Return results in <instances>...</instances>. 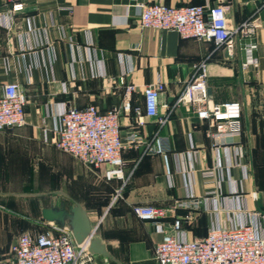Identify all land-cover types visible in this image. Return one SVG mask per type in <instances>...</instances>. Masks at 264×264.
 Listing matches in <instances>:
<instances>
[{"label":"crops","instance_id":"1","mask_svg":"<svg viewBox=\"0 0 264 264\" xmlns=\"http://www.w3.org/2000/svg\"><path fill=\"white\" fill-rule=\"evenodd\" d=\"M19 2L22 9L12 11ZM155 2L223 4L230 27L258 11L259 25L252 35H234L229 54L213 41L141 27L131 0H0V96L4 84L17 82L27 97L25 124L0 131L2 264L21 232L49 227L41 209L61 200L83 206L94 235L122 264H158L155 246L176 219L186 240L242 224L264 237V0H138ZM249 44L256 65L242 67ZM201 63L207 106L241 103L239 134L215 138V126L198 117L197 104L177 102ZM154 82L164 89L159 116L151 117L142 90ZM129 84L131 107L123 111ZM90 104L101 112L120 109L126 182L111 206L122 181L106 180V165L84 164L53 143L63 107ZM155 136L164 141L163 152L146 151ZM135 205L163 208L164 216L141 220ZM102 259L92 254L89 264H105Z\"/></svg>","mask_w":264,"mask_h":264},{"label":"built area","instance_id":"2","mask_svg":"<svg viewBox=\"0 0 264 264\" xmlns=\"http://www.w3.org/2000/svg\"><path fill=\"white\" fill-rule=\"evenodd\" d=\"M13 2L14 0H6ZM138 10L141 27L160 30H174L181 38H196L213 41L232 54L233 37L236 34L252 35L258 27L256 14L234 27H230L226 6L223 4H200L173 6L161 2L141 5L131 0ZM264 5V2H263ZM22 3H12V11L22 9ZM254 44L246 47V58L242 67L256 65L251 50ZM185 85L177 102L197 104L198 117L209 119L215 126V138L220 134H239L241 131V103L227 101L207 106V80L204 63ZM123 81V78L121 77ZM164 85L154 82L142 90L144 112L147 116H159V97ZM133 85L125 88L121 110L129 111ZM27 97L17 82L3 85L0 96V131L21 127L25 124V105ZM120 109L112 108L101 112L93 105L77 108L66 105L56 118L54 146L72 155L79 161L99 168L106 165L103 177L117 179L122 185L115 189L109 206L122 198L124 175L123 142L119 125ZM166 118H159L163 124ZM211 135L213 133H210ZM135 135L130 141H135ZM156 141V145H155ZM146 151L163 152L166 145L161 137L155 136L146 142ZM216 148V147H215ZM133 213L141 220L158 222L164 216V209L153 205H135ZM187 218L189 216H186ZM160 228V227H159ZM181 221L176 219L171 232H163L162 239L154 249L158 264H264V237L250 224L225 228H210L207 234L191 240L182 239L177 233ZM161 230V228H160ZM92 254L84 243H75L66 226L50 223L39 233L23 232L10 244L6 264H89ZM3 260L0 256V264Z\"/></svg>","mask_w":264,"mask_h":264},{"label":"water","instance_id":"3","mask_svg":"<svg viewBox=\"0 0 264 264\" xmlns=\"http://www.w3.org/2000/svg\"><path fill=\"white\" fill-rule=\"evenodd\" d=\"M22 195L32 196L36 194L27 193ZM71 202L61 200L58 204L43 207L41 209L42 218L48 222L66 226L71 232L75 243H85L91 254H99L115 264H122L110 253L106 244L98 236L94 235V229L83 206L78 201L71 199Z\"/></svg>","mask_w":264,"mask_h":264},{"label":"rangeland","instance_id":"4","mask_svg":"<svg viewBox=\"0 0 264 264\" xmlns=\"http://www.w3.org/2000/svg\"><path fill=\"white\" fill-rule=\"evenodd\" d=\"M15 223V222H14ZM22 233V232H21ZM8 257H9V254H8ZM103 262L106 264V263H108V264H115L113 261H111V260H109V259H107L106 257H103Z\"/></svg>","mask_w":264,"mask_h":264},{"label":"bare ground","instance_id":"5","mask_svg":"<svg viewBox=\"0 0 264 264\" xmlns=\"http://www.w3.org/2000/svg\"><path fill=\"white\" fill-rule=\"evenodd\" d=\"M85 244V243H84Z\"/></svg>","mask_w":264,"mask_h":264}]
</instances>
